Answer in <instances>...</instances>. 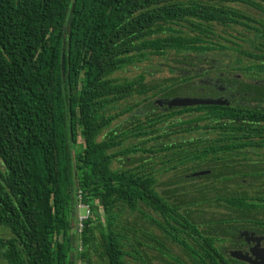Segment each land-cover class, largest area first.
<instances>
[{"label":"trees","instance_id":"16d2710c","mask_svg":"<svg viewBox=\"0 0 264 264\" xmlns=\"http://www.w3.org/2000/svg\"><path fill=\"white\" fill-rule=\"evenodd\" d=\"M239 4L264 15V0H0V264H149L148 241L173 264H246L228 250L264 229L263 192L240 189L264 185V22ZM150 56L172 76L114 77ZM220 88L225 105H155ZM204 205L221 213L194 217Z\"/></svg>","mask_w":264,"mask_h":264},{"label":"rangeland","instance_id":"374dc122","mask_svg":"<svg viewBox=\"0 0 264 264\" xmlns=\"http://www.w3.org/2000/svg\"><path fill=\"white\" fill-rule=\"evenodd\" d=\"M235 7H237L238 9L246 12L248 15H250L252 18L258 20V21H262L264 22V15L260 14L259 12H256L254 9H249L246 6L239 4V5H235ZM218 32L223 35L224 33L221 32L220 28H218ZM232 34H234V32H232ZM236 34V33H235ZM225 35V34H224ZM170 58V57H168ZM168 61V60H167ZM166 60H164L162 57H157V56H150L148 59H146L145 61H143L142 63H139L135 66H130L124 70H122L121 72L117 73L114 75V77L116 78H133L139 74L144 75L145 77V81L148 83H158L160 82L163 78L166 77H170L172 76L169 72H168V63ZM155 99V98H154ZM152 99V100H154ZM133 102V100H129L127 105H130ZM143 112H141L142 114ZM137 114H140L137 112ZM126 117H122L120 121H116L113 124V128L116 126H119V128L123 129L128 127L129 124H127L129 121H125ZM141 120H143V118H141ZM125 121V122H124ZM159 127L162 129V133H163V124L159 125ZM162 139H160L161 141ZM152 143V142H151ZM149 161V160H148ZM119 166V164H114V167ZM156 168V167H155ZM178 172V171H177ZM177 172L173 173H169L166 175H162L160 177V182H164L166 185L160 186L159 190H161L163 192V189H169V190H176L179 189V183H178V179L180 178V174H178ZM245 184L243 187H241V190H245L247 191L249 194L253 195L255 192H263L264 195V185H259L260 182H255L253 185H249L247 182H250L249 179L244 180ZM206 181L204 179H199V180H192L188 183L187 186H185V188L188 191H191L194 187H192V185L194 184H201V183H205ZM169 184V186H168ZM168 186V187H167ZM197 192L193 193V196L195 197H199L200 194L198 193L199 191L201 192V194H205V190L202 187H198ZM188 196H191V192L187 194ZM204 208V212L200 213L199 211L197 212V210H195L193 216L194 217H199V218H203L205 220H209L210 218L212 219H216L217 215L221 213V209L220 208H216V207H208L206 205L203 206ZM150 231L154 232L156 234L157 237H159L160 241H163L167 246H170L171 250L175 253V255L179 256L181 259H183L184 257L182 256V253L179 251L178 248H176L174 245L170 244L169 242H167L166 240H164L161 236V234L155 230L154 228H150ZM147 245L149 246L146 249L147 252V259L149 258V264H173L174 262L171 260H166L163 259L158 248L157 245L153 242L148 241ZM130 264H142L141 262L138 261H133L131 259H128Z\"/></svg>","mask_w":264,"mask_h":264},{"label":"water","instance_id":"95a60500","mask_svg":"<svg viewBox=\"0 0 264 264\" xmlns=\"http://www.w3.org/2000/svg\"><path fill=\"white\" fill-rule=\"evenodd\" d=\"M227 100L223 97L217 98H199V97H171L166 99H158L155 105L159 107L178 108L186 106L197 105H225ZM209 171L202 170L192 174L193 176H203L208 174ZM247 235V232L240 233V236ZM253 241L259 242L260 238H254ZM231 258L247 264H264V248H252L250 254H243L241 251L231 250L229 252Z\"/></svg>","mask_w":264,"mask_h":264},{"label":"flooded vegetation","instance_id":"af4514ba","mask_svg":"<svg viewBox=\"0 0 264 264\" xmlns=\"http://www.w3.org/2000/svg\"><path fill=\"white\" fill-rule=\"evenodd\" d=\"M219 95L217 97H224L227 101H230L235 96L234 92L226 91L224 88L218 89ZM216 97V98H217ZM237 97V96H236ZM264 228V227H263ZM247 232V235L240 236V233ZM238 240L236 242V246L230 250L241 251L243 254H250V249L258 247L264 248V229L257 228L255 230L244 229L238 232ZM254 238H260L259 242L253 241ZM247 264V263H246Z\"/></svg>","mask_w":264,"mask_h":264},{"label":"built area","instance_id":"2783aa9c","mask_svg":"<svg viewBox=\"0 0 264 264\" xmlns=\"http://www.w3.org/2000/svg\"><path fill=\"white\" fill-rule=\"evenodd\" d=\"M89 217H90V209L88 205L82 204L81 200L79 199L77 204L75 225H74L76 232L81 233L83 229V225L88 220ZM76 246H78L79 251L82 250L80 241L76 243Z\"/></svg>","mask_w":264,"mask_h":264}]
</instances>
